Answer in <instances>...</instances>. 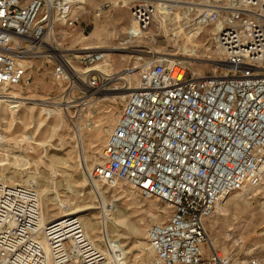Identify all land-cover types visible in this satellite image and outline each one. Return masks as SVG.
<instances>
[{
    "label": "built area",
    "instance_id": "built-area-1",
    "mask_svg": "<svg viewBox=\"0 0 264 264\" xmlns=\"http://www.w3.org/2000/svg\"><path fill=\"white\" fill-rule=\"evenodd\" d=\"M104 19L113 38L89 44ZM186 35L198 46L184 54L210 73L155 48ZM38 61L66 84V109L129 90L89 174L170 211L148 229L152 264H264L207 228L227 197L264 182V0H0V88L29 84ZM0 264L116 263L78 215L45 221L35 187L0 181Z\"/></svg>",
    "mask_w": 264,
    "mask_h": 264
},
{
    "label": "rangeland",
    "instance_id": "rangeland-1",
    "mask_svg": "<svg viewBox=\"0 0 264 264\" xmlns=\"http://www.w3.org/2000/svg\"><path fill=\"white\" fill-rule=\"evenodd\" d=\"M122 16L128 21V13ZM108 24L111 21L107 19L96 22L89 44L100 43L97 36L104 38L103 44L113 38L115 31ZM186 41L168 39L155 48L186 58L194 72L210 73L214 62L203 64L195 62L197 58L190 59L184 53L191 55L194 47ZM65 88L66 84L58 81L42 61L34 63L29 84L0 88V96L17 93L25 98L14 114L9 111L8 102H0V136L7 139L5 149L0 147V178L15 184L36 178L38 192H48V198H42L46 218L61 215L64 211L58 204L66 201L65 209L84 211L78 216L83 217L91 238L99 242L105 237L121 264H152L153 251L147 250L148 229L164 222L170 211L157 198L146 199L125 183L109 186L93 179L96 186L89 174L102 160L104 145L118 122L126 95L98 92L88 103L75 101L72 108L66 109ZM26 136L34 141L25 142ZM262 186L250 197L244 193L232 195L218 209L207 225L212 244L236 252L241 259H264ZM47 208H54V212L48 214ZM89 220L96 225V233L88 227Z\"/></svg>",
    "mask_w": 264,
    "mask_h": 264
},
{
    "label": "bare ground",
    "instance_id": "bare-ground-1",
    "mask_svg": "<svg viewBox=\"0 0 264 264\" xmlns=\"http://www.w3.org/2000/svg\"><path fill=\"white\" fill-rule=\"evenodd\" d=\"M116 19H119V18H124L123 16H122V12H119V13H117V15H116V17H115ZM95 34H96V32H95ZM96 38H98L100 41V43H90V44H93V45H102L103 43H104V38L103 37H101V36H97ZM185 38H187L186 40V43H188V45L190 44L192 47H194L193 48V50L195 49V47L196 46H198V44H197V42H194L192 39H190L189 37H188V35H186V37ZM106 43V42H105ZM158 51V50H157ZM195 57H199L198 55H195ZM197 59H198V61H197ZM197 59H194V60H196L195 62H199V61H202L203 62V64H206L205 62L206 61H204L203 59H201V58H197ZM193 60V61H194ZM107 68H108V66H105L104 67V69L105 70H107ZM197 74H200L199 76H202V74L201 73H197ZM110 92H115V91H110ZM118 92H121L122 93V95H126V94H128L129 93V90H123V91H118ZM19 95L17 94V93H15V94H13L12 96H0V97H2V99H0V102L2 103V101L3 102H8V109H9V111L10 112H12V114H14V112L16 111V109L19 107V105L20 104H18V103H20V102H24V101H22L21 99H25V98H23V97H18ZM27 100V99H26ZM111 133V132H110ZM27 140L25 141V142H33L34 141V138L33 137H31V136H26L25 137ZM6 142H7V139H6V137L5 136H0V147H2L3 149H5V145H6ZM35 177V176H34ZM0 181H2V182H4V183H7V184H13V185H15V183H10V182H7V180L4 178V177H1L0 178ZM38 181V180H37ZM95 181V183L97 184H95L96 186H98V183L96 182V180H93V182ZM17 185H18V183H17ZM19 185H28V186H32V187H35L37 190H38V188H37V182H36V178H34V179H32V178H29V179H27V180H23V182H22V184H19ZM39 185V184H38ZM262 185H264V182H263V184ZM261 185V186H262ZM68 186V185H67ZM73 186V185H72ZM261 186H259V187H256V188H247L246 190H244L243 192H241V193H244L245 195H247V196H249L250 195V193H253V192H258L259 191V188L261 187ZM39 187V186H38ZM263 187V186H262ZM70 188V187H69ZM69 188H66V189H69ZM73 188V187H72ZM73 191H74V189H73ZM72 192V191H71ZM41 193V192H40ZM39 193V194H40ZM43 195V196H42ZM40 197H41V202H42V198L44 197L45 199L46 198H48V192L46 191V192H44L43 194H40ZM229 197H231V196H229ZM229 197H227L226 199H225V201L229 198ZM250 197V196H249ZM225 201L222 203V204H220L219 205V207H218V209H219V211L221 210V208H222V206L224 205V203H225ZM69 202V201H68ZM43 203V202H42ZM67 204V202L66 201H60L59 202V207L61 208L62 207V209H63V213H61V215H57L55 218H52V219H55V221H59V220H62V219H64V218H66V217H68V216H72V215H80V214H82L84 211H82V210H80V208H72V207H70V208H68V209H65L64 207H65V205ZM68 205V204H67ZM66 205V206H67ZM43 206V205H42ZM50 205H48V207H49ZM165 206V205H164ZM69 207V206H68ZM166 207V206H165ZM262 207H263V209H264V204L262 205ZM167 208V207H166ZM48 209V214H50L51 212H54L53 210H54V208H47ZM65 209V210H64ZM57 210V209H56ZM43 213H44V220L46 221V220H48V218H46V215H45V211H44V207H43ZM82 218V220H83V217H81ZM50 220V219H49ZM86 222H88V221H86ZM89 228L93 231V232H95L96 233V230H95V228H96V225L95 224H93L92 222H91V220H89ZM85 225V224H84ZM86 227V226H85ZM87 229V228H86ZM88 231V230H87ZM89 233V232H88ZM90 235V234H89ZM91 237V236H90ZM95 240V239H94ZM95 242V241H94ZM148 242V241H147ZM96 243V245L100 248V249H102V250H104L107 254H108V256H109V258L112 260V261H114L116 264H121L120 263V260H119V257L115 254V252H114V250H113V248H112V246H111V243L105 238V237H102L100 240H99V242H95ZM149 243V242H148ZM152 248H151V246H150V243L149 244H147V250H151Z\"/></svg>",
    "mask_w": 264,
    "mask_h": 264
}]
</instances>
